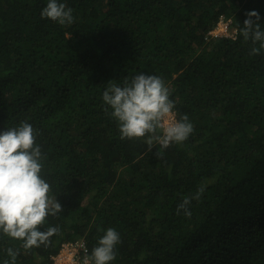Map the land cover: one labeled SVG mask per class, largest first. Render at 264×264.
Segmentation results:
<instances>
[{
	"label": "trees",
	"instance_id": "16d2710c",
	"mask_svg": "<svg viewBox=\"0 0 264 264\" xmlns=\"http://www.w3.org/2000/svg\"><path fill=\"white\" fill-rule=\"evenodd\" d=\"M70 25L41 18L46 0H0V130H38L42 175L61 204L39 248L0 235V259L47 264L61 243L102 230L120 243L113 264H264V50L238 34L264 0H65ZM223 15L233 37L206 38ZM252 19H255L254 17ZM161 76L194 130L151 149L120 139L102 101L109 83ZM190 216L177 205L199 186Z\"/></svg>",
	"mask_w": 264,
	"mask_h": 264
},
{
	"label": "clouds",
	"instance_id": "9594fccd",
	"mask_svg": "<svg viewBox=\"0 0 264 264\" xmlns=\"http://www.w3.org/2000/svg\"><path fill=\"white\" fill-rule=\"evenodd\" d=\"M40 16L60 25H70L74 20L73 10L65 0H46ZM246 16L238 34L258 44L250 52L258 54L264 50V28L257 23L260 16L255 10ZM101 95L105 111L110 109V116L117 122L120 139L143 138L149 149L155 144L165 149L184 142L194 130L187 114L177 117L171 90L159 75L140 72L120 84L109 83ZM37 132L24 120L0 130V235L21 241L26 250L46 245L50 237L60 232L59 225H47L43 231L37 228L47 224L46 217L57 216L61 211L56 194L42 175L44 154L35 143ZM204 190L201 184L190 196H184L177 205V214L182 211L190 216L191 201L199 200ZM120 239L115 228L103 229L90 251L82 246V264H113ZM4 251L7 259H0V264H16L19 250L7 247Z\"/></svg>",
	"mask_w": 264,
	"mask_h": 264
},
{
	"label": "built area",
	"instance_id": "2783aa9c",
	"mask_svg": "<svg viewBox=\"0 0 264 264\" xmlns=\"http://www.w3.org/2000/svg\"><path fill=\"white\" fill-rule=\"evenodd\" d=\"M234 35L235 30L230 28L228 20L221 15L216 24L207 32L206 38L221 36L234 37ZM82 246L87 247L83 238H76L61 243L58 251L50 256L47 264H82V258L84 256Z\"/></svg>",
	"mask_w": 264,
	"mask_h": 264
}]
</instances>
